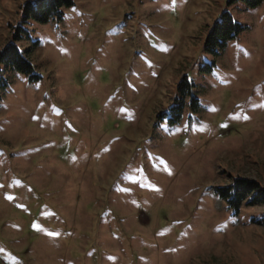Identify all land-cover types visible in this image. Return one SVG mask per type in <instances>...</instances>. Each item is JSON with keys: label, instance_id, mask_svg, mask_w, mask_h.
Returning a JSON list of instances; mask_svg holds the SVG:
<instances>
[{"label": "rangeland", "instance_id": "obj_1", "mask_svg": "<svg viewBox=\"0 0 264 264\" xmlns=\"http://www.w3.org/2000/svg\"><path fill=\"white\" fill-rule=\"evenodd\" d=\"M24 1L0 0V52L22 26L34 65L0 59V264H264V198L218 189L264 187V0H72L46 22ZM224 11L241 28L209 51Z\"/></svg>", "mask_w": 264, "mask_h": 264}, {"label": "trees", "instance_id": "obj_2", "mask_svg": "<svg viewBox=\"0 0 264 264\" xmlns=\"http://www.w3.org/2000/svg\"><path fill=\"white\" fill-rule=\"evenodd\" d=\"M243 1L249 6H256L263 0ZM71 4L72 0H25L22 4V18L24 21L32 18L40 22H46L52 18L59 19L62 17L64 8ZM240 28L241 25L234 21L229 12H222L221 18L215 22L213 28L206 37L205 48L209 51L216 52V49L218 47L223 48L226 40L233 36V33ZM22 30H24L22 26H18L15 29L10 40L2 48L0 59H2L6 65L12 66L20 72L29 73L33 72L34 65L17 43V41L22 38L20 32ZM34 76H37V74H34ZM186 77V75H183V78ZM218 189L224 197H229L228 200L234 202L236 206L240 205L243 200L248 198V195L253 190L256 191L255 195L248 202L264 198V187L261 186L258 181L245 177H235L229 185L219 186Z\"/></svg>", "mask_w": 264, "mask_h": 264}]
</instances>
